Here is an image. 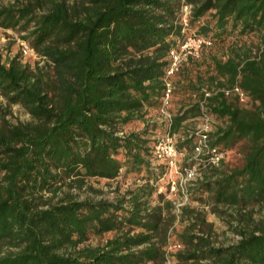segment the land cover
Here are the masks:
<instances>
[{"label": "trees", "instance_id": "obj_1", "mask_svg": "<svg viewBox=\"0 0 264 264\" xmlns=\"http://www.w3.org/2000/svg\"><path fill=\"white\" fill-rule=\"evenodd\" d=\"M0 27L23 33L43 62L0 54L5 108L29 116L0 118V264H165L172 239L175 264H264V223L251 213L264 207V0H13L0 6ZM189 35L210 45L172 77L170 131L191 157L185 123L204 113L217 121L209 144L224 159L201 166L192 188L213 212L247 209L228 246L214 244L203 213L174 211L160 183L167 167L151 156L163 126L150 112L161 104L168 53ZM183 80L193 100L173 111ZM231 152L241 157L235 165ZM121 174L140 182L113 200L64 190L97 191L88 180Z\"/></svg>", "mask_w": 264, "mask_h": 264}, {"label": "rangeland", "instance_id": "obj_2", "mask_svg": "<svg viewBox=\"0 0 264 264\" xmlns=\"http://www.w3.org/2000/svg\"><path fill=\"white\" fill-rule=\"evenodd\" d=\"M13 0H0V6L6 5ZM24 1V0H21ZM23 33H18L16 30L4 29L0 27V54L3 58L6 56H14L17 53L21 54L22 62L38 61L39 65H42L43 62L36 57L34 51L30 46L22 39ZM23 45H26L30 50L27 54L22 52ZM264 48V44H261ZM194 76V73L191 74V77ZM181 76L176 78V81L180 80ZM182 82V80H180ZM186 81L183 80V83L176 85V89L173 94L172 100V109L173 111L177 110L182 104H188L190 100H193V97L190 95L188 90H185ZM209 94V92H207ZM1 115H5V119L12 124H17L19 122H26L29 120V116L26 112L18 107L11 106L9 109L5 108V101L0 97V118ZM151 117L154 118V121L161 124L160 119H158V114L155 111L150 112ZM211 130L213 126L217 124V121L214 117L210 116ZM142 123L140 121L132 123L126 130H138L141 127ZM202 125V117L198 116L196 118H191L185 123V128L191 132H195L199 126ZM161 126H163L161 124ZM162 131V130H161ZM177 144L180 142V139L176 135ZM180 153V152H179ZM190 152H183L179 154L177 159V165L181 166L189 161ZM240 155L238 153H232L227 157V163L230 165H235L240 160ZM135 175L124 176L120 175L116 180L105 181V180H95L91 179L87 181V184H90L94 190L100 191H91L83 186L81 189L67 187L64 188L65 191H70L78 200L84 199H100L104 198L107 200H113L118 194L124 192L128 187H134L140 181L138 178L134 177ZM202 178V174H201ZM175 180L171 175L164 177L162 184V190H167L165 199L173 202L174 211L178 214L181 212L180 208L183 206H188L190 209H194L197 212L203 213L206 218V221L212 224V234L214 244L217 246H228L230 244L236 243L240 236L238 235L239 230L245 228L244 217L240 214L245 215L247 209L245 210H236L231 207L219 206L218 209L220 212H213L211 210V204L205 201V195H196L194 194L192 186L188 185L184 188L183 192L179 187V179L175 180V187L177 188L176 192L171 193L169 190L170 181ZM198 180L194 182L197 185ZM191 187V188H190ZM192 190H189V189ZM56 201V198L54 199ZM154 204V202L152 203ZM252 220L254 223H264V207L255 206L252 208ZM176 229H180V225L176 223ZM103 239L92 238L89 240V244L92 246L96 245ZM180 247L175 245L174 239L170 241V244L167 247L168 258L165 264H175L173 254Z\"/></svg>", "mask_w": 264, "mask_h": 264}, {"label": "built area", "instance_id": "obj_3", "mask_svg": "<svg viewBox=\"0 0 264 264\" xmlns=\"http://www.w3.org/2000/svg\"><path fill=\"white\" fill-rule=\"evenodd\" d=\"M190 7L182 4L180 7L181 21L183 25L187 26V15L189 14ZM210 42L202 37H196L189 35L185 40L179 44L176 48H173L168 53V65L165 69L164 90L161 98V104L158 108V119H160L163 125V130L155 132L152 139L154 141L151 148V156L155 161H162L167 167L169 175L172 173L179 179V187L184 190L188 186H193L194 182L201 180L200 167L212 166L217 167L219 163L224 159V152L218 147H213L209 144L208 134L211 130L210 116L205 113L202 117V125L198 127L195 132H191V136H194V142L192 147V155L187 163L189 165L181 168L177 165V159L179 157V151L177 149L176 134L171 133V119L172 112L171 107V94H172V77L178 72L180 65L187 58H198L200 50L203 47L209 46ZM30 50L26 45H23L22 52L27 54ZM234 91L238 95L240 102L244 101V96L237 90ZM209 94L206 93L205 96ZM155 122L152 120V123ZM175 179V180H177ZM175 180L170 181L169 190L171 193L176 192ZM161 192V189H159Z\"/></svg>", "mask_w": 264, "mask_h": 264}]
</instances>
